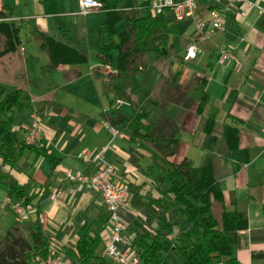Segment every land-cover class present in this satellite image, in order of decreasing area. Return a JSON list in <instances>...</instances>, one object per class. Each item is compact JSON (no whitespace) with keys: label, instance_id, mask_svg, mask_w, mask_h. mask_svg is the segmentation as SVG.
I'll list each match as a JSON object with an SVG mask.
<instances>
[{"label":"crops","instance_id":"obj_1","mask_svg":"<svg viewBox=\"0 0 264 264\" xmlns=\"http://www.w3.org/2000/svg\"><path fill=\"white\" fill-rule=\"evenodd\" d=\"M252 1L264 7V0ZM115 3L116 0H113L112 4ZM125 3L121 4L120 8L123 7L122 9L126 11L138 6L124 8ZM4 5L12 6L11 19L16 21L17 25L25 21L32 27L27 20L15 16V4L12 1L7 3L1 1L0 7ZM76 5L77 10L72 15L82 16L77 14L78 2ZM214 6L212 2L200 0L192 18L175 21L172 16H165L169 25L176 27L178 35L169 36L167 56L153 57L148 69L139 72L144 75L143 80L152 75L151 82L146 83L141 80L139 86L132 87L130 80L132 76L113 81L117 87L127 84L130 98L128 102L126 101L127 105L115 108V102L119 99L111 95L106 97L101 80L96 79L94 74V80L100 82L102 95L108 102L110 100L113 102L112 107L109 106L101 119H94L84 114L79 123L74 122L75 117H78L74 110L49 98L46 90L34 97L24 87L14 88L28 93L33 105L38 99L43 98L41 104L48 113L46 112L47 116L42 123L41 138L48 154L59 160V164L51 171L49 159L26 152L16 166L12 168L4 166L3 171L9 173L19 186H28L27 194L32 198L30 204L33 205L34 210L25 225L27 228L36 224L41 227L50 242L51 252L56 257L73 261L74 259L67 257L66 250H73L85 233L93 236L100 229V237L108 216L106 205L98 193L88 189L70 193L69 189L72 185L69 182L62 184L55 182L56 175L64 171L86 176L95 172L92 163L86 164L77 158L79 152H88L91 156H95L102 147H107L104 157L117 167L119 177L129 181V184L140 186L141 194L150 191L146 189L147 185H143L152 182L150 176L146 175V177L142 174L138 178L135 177L137 174L135 172L141 170L144 158L151 160L154 153L151 144L130 142L125 133V124L116 126L120 131L117 138L131 145L123 142L115 143L117 138L111 141V135L106 128L109 119L115 117L114 110H119L125 117L130 118L134 111L144 107L149 112L148 121L154 123L161 117L172 118L178 127L177 153L168 158L170 163L178 164L187 159L194 167L211 166L213 176L223 195V203H212V215L219 219L223 210H226L246 216L247 227L238 231L234 246L237 260L241 264H264V16L260 15L255 7L246 10V5L243 3L233 4L225 18L224 32H217L208 41H200L195 31V23L201 20L207 21L208 11ZM103 22L104 20L99 24V36L101 40L103 39L100 46L105 41L100 35V26ZM21 30L40 46L41 41L38 37L29 35L25 29ZM2 43L3 39L0 47ZM190 44H196L203 52L195 60L184 61V49ZM221 48L231 51L234 59L220 62ZM19 51L26 53L23 47H19ZM12 53L0 58V76L1 73L5 74L7 70L12 69L14 65L10 57ZM5 61H8V66L5 65ZM96 62L98 64L97 60ZM49 65L52 69H61L63 66L52 67L51 62ZM79 66H73L70 71L64 72L68 81L82 76ZM97 72L105 77L110 75L107 69ZM139 73L133 77H137ZM170 83H175L180 90L169 87ZM203 96L205 103L199 112L197 108ZM149 101H166V105L154 107ZM51 104L60 105L62 108L57 111ZM124 106L131 109L129 114L123 111ZM154 111L156 117L150 119ZM225 126L235 127L237 137L224 136ZM18 129L20 130V126L16 127V130ZM20 135L24 136L22 132ZM22 165L31 168L34 175L32 180L26 175V171L20 169ZM152 165L153 163L146 167ZM58 187L65 192L57 202H52L49 191ZM31 191L33 194L29 193ZM151 192L156 196L153 189ZM7 200L10 199L6 195V188L0 182V209L7 208ZM122 218L125 223L123 238L130 246L136 231L142 228L149 230L147 225L140 224L139 212L132 207L122 212ZM85 227L86 230L83 231ZM152 227H155V224H152ZM100 247L102 248L101 244Z\"/></svg>","mask_w":264,"mask_h":264},{"label":"trees","instance_id":"obj_2","mask_svg":"<svg viewBox=\"0 0 264 264\" xmlns=\"http://www.w3.org/2000/svg\"><path fill=\"white\" fill-rule=\"evenodd\" d=\"M105 12L104 22L100 26V35L105 41L96 52V60L103 67H111L113 74L109 77L95 73L100 79L106 97L110 95L119 100L129 101L128 86L117 87L114 80L125 76H135L148 67L153 57L161 58L168 54V38L178 35L175 26L169 25L164 15L152 16L148 10L149 1L143 2L139 9L128 11L120 8L127 0H116L111 7L108 0H99ZM101 10V11H102ZM140 11L143 13L141 14ZM12 6L0 7V58L16 50L20 43L21 29L41 41L40 47L45 49L52 67L58 65L79 66L86 57L74 48L57 42L30 27L25 21L12 20ZM125 19L123 30L116 28V23ZM175 90H180L175 83H170ZM179 101H177L178 103ZM109 106L113 102L110 100ZM149 103L154 107H164L165 102ZM205 96L201 98L197 111H201ZM33 102L28 93L21 89L9 90L0 85V182L6 188L7 197L22 205L31 203L28 196V186H19L17 181L7 172L4 166L14 167L24 153H35L49 159L51 171L59 164L48 154L46 145L41 141L27 143L20 132L23 120L17 115L33 111ZM57 111L62 106L51 104ZM114 118L109 124L116 126L125 124V133L132 143H150L153 147L152 166L147 172L152 178V189L141 194V187L130 184L131 207L144 209L148 212V229L136 231L131 242L140 264H241L234 255V246L238 231L247 227L244 214L226 211L216 219L211 213L213 202L223 203V195L218 182L215 180L210 165L194 167L184 159L178 164L168 161L177 153L178 127L172 118L161 117L157 122L148 121L147 108L140 107L130 118L125 117L119 110H114ZM20 126V130L16 127ZM206 130L209 129L206 127ZM237 137V129L224 127V136ZM172 214L173 220L169 219ZM155 224V227H152ZM177 232L173 239L167 234ZM86 227L83 228V231ZM99 231L93 236L84 234L76 243L74 249L66 250V255L74 259L73 264H110L97 250L101 240ZM50 242L41 227L36 224L27 228L26 237L15 236L7 232L0 241V264H47L52 256Z\"/></svg>","mask_w":264,"mask_h":264},{"label":"rangeland","instance_id":"obj_3","mask_svg":"<svg viewBox=\"0 0 264 264\" xmlns=\"http://www.w3.org/2000/svg\"><path fill=\"white\" fill-rule=\"evenodd\" d=\"M1 1H6V3L12 1L15 4V16L19 19L27 20L34 29L54 38L55 41L72 46V48H75L80 54L86 57V61L79 66L82 76L79 79L68 81L64 72L70 71L73 66L63 65L61 69H52L49 65L50 62L46 51L26 36V33L21 30V43L16 48V51L10 54L14 65H12V69L7 70V73H1L0 84L11 89L24 87L29 90L34 97H37L36 95L40 94L41 91L46 90L47 94H49V98L69 106L74 110L75 114L78 116L75 117L74 122L79 123L84 114L94 119H101L102 114L108 111L109 104L107 99L102 95L100 82L94 80V74L98 70L103 71L106 69L100 64H97L95 60L97 49L103 43V39L101 40L99 36V24L105 19V12L102 10L98 14H92L87 17L73 16L72 13L77 10L76 4L78 0H0V2ZM144 1L148 0H127L123 6L124 8H129L130 6L138 5L133 7L138 9L139 4ZM112 3L113 0L107 2L111 7L113 6ZM124 27V19L116 23L117 29H123ZM19 47H23L26 53H20ZM4 63L8 66V61ZM112 74L113 72L110 75ZM143 76L142 73H139L137 77H131L132 87L139 86V81L144 79ZM151 79L152 75H150V77L147 76L143 81L150 83ZM42 99L43 98H40L36 101L33 111L23 115H17L19 120L22 118L23 128L27 131L23 137L25 138L27 136V133L32 128V123L36 122L38 124L39 135L34 141L41 142L43 140V138H41L42 123L48 111L42 106ZM123 111L129 114L131 109L124 106ZM155 117L156 112L154 111L150 115V119H154ZM115 141V143L123 142L127 145H131L121 138H117ZM131 159L132 158H130V160ZM142 162L140 167L142 171L135 172L137 173L135 177L138 176L139 178L142 174L145 176L149 175L151 178L150 180H152L153 176L146 171L148 168L146 166L152 164L151 160L148 161L144 158ZM20 169L26 171V175L32 180L34 175L31 168L22 165ZM151 183L152 182L144 183L143 185H147L146 189L152 191ZM29 193L33 194V191ZM6 203L7 208L5 210L0 209V241L7 232H11L15 236L26 237L27 226L25 224L28 220L17 222L12 210L14 202L7 200ZM138 212L140 224L143 226L147 225L148 212L142 208L138 209ZM172 214L173 213L169 215L171 221L173 220ZM176 232L177 229L174 228L172 233L167 234V236L173 239ZM97 253L100 255L101 247L98 248Z\"/></svg>","mask_w":264,"mask_h":264},{"label":"built area","instance_id":"obj_4","mask_svg":"<svg viewBox=\"0 0 264 264\" xmlns=\"http://www.w3.org/2000/svg\"><path fill=\"white\" fill-rule=\"evenodd\" d=\"M200 0H150L148 10L152 16L164 15L172 16L175 21H183L192 18L196 12L197 4ZM212 2L215 6L208 11L207 21H197L195 31L198 33L200 41L210 40L217 32H224L225 18L233 4L243 3L246 10L255 7L258 13L264 16V7L256 5L252 0H206ZM223 4V6H220ZM102 3L99 0H78V15L87 16L91 13H98L102 10ZM202 49L196 44H190L184 49L183 60H195ZM231 51L221 48L219 50V61L224 63L233 60ZM109 74L113 72L110 67H106ZM128 103L123 100L115 102V108H120ZM106 128L111 135V141L120 134L119 130L112 127L109 123ZM39 135L38 124L32 123V128L27 133L25 140L27 143H33ZM107 147H102L100 152L91 156L88 152H80L77 158L83 163H92L95 166V172L91 175L75 174L70 171H64L55 177V182L62 184L69 182L72 187L70 193L82 192L85 189L98 193L106 205L108 216L102 229L101 238V256L108 260L110 264H139L135 252L129 244H126L123 238L125 223L122 218V212L131 207L130 184L118 175L117 167L107 161L104 153ZM126 166V165H125ZM61 187L51 188L49 197L52 202H57L64 194ZM12 210L17 222H24L29 219L30 213L34 210L33 205H22L21 202H14ZM47 264H73V261L66 258L56 257L54 254L48 257Z\"/></svg>","mask_w":264,"mask_h":264}]
</instances>
